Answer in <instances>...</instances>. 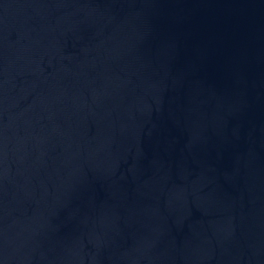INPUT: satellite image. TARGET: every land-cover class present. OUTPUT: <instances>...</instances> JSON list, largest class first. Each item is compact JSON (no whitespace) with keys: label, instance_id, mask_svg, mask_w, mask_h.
Here are the masks:
<instances>
[{"label":"water","instance_id":"water-1","mask_svg":"<svg viewBox=\"0 0 264 264\" xmlns=\"http://www.w3.org/2000/svg\"><path fill=\"white\" fill-rule=\"evenodd\" d=\"M0 264H264V0H0Z\"/></svg>","mask_w":264,"mask_h":264}]
</instances>
